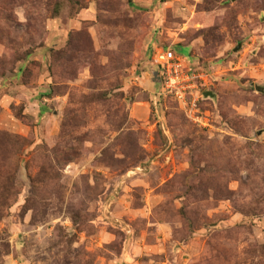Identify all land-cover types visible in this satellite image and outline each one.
<instances>
[{"label": "rangeland", "instance_id": "rangeland-1", "mask_svg": "<svg viewBox=\"0 0 264 264\" xmlns=\"http://www.w3.org/2000/svg\"><path fill=\"white\" fill-rule=\"evenodd\" d=\"M0 264H264V0H0Z\"/></svg>", "mask_w": 264, "mask_h": 264}, {"label": "built area", "instance_id": "built-area-1", "mask_svg": "<svg viewBox=\"0 0 264 264\" xmlns=\"http://www.w3.org/2000/svg\"><path fill=\"white\" fill-rule=\"evenodd\" d=\"M151 65L159 72L163 91L182 105L188 118H194L195 113H198V98L193 93L197 89V82L203 79L202 75L196 70L185 68L181 60L169 50L157 51L151 59Z\"/></svg>", "mask_w": 264, "mask_h": 264}, {"label": "water", "instance_id": "water-1", "mask_svg": "<svg viewBox=\"0 0 264 264\" xmlns=\"http://www.w3.org/2000/svg\"><path fill=\"white\" fill-rule=\"evenodd\" d=\"M206 95V94H205Z\"/></svg>", "mask_w": 264, "mask_h": 264}]
</instances>
